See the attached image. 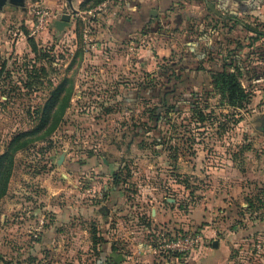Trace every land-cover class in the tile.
<instances>
[{
	"label": "rangeland",
	"instance_id": "374dc122",
	"mask_svg": "<svg viewBox=\"0 0 264 264\" xmlns=\"http://www.w3.org/2000/svg\"><path fill=\"white\" fill-rule=\"evenodd\" d=\"M57 3L58 9L45 0L0 8V154L15 134L38 126L60 84L71 88L50 136L13 158L0 198V264H100L98 234L119 228L131 236L143 226L147 240L152 209L164 213L170 234L200 233L205 250L223 243L226 264H264V82L244 74L249 101L232 108L206 83L204 89L196 70L252 33L227 21L232 28L144 29L136 43L98 45L88 21L55 28L61 13L73 15L66 0ZM37 5L52 17L31 35ZM255 18L242 19L262 30L264 17ZM175 72L184 81L173 86ZM165 94L172 107L156 130L144 132ZM116 201L117 220L103 225L98 210Z\"/></svg>",
	"mask_w": 264,
	"mask_h": 264
},
{
	"label": "crops",
	"instance_id": "0c3cea01",
	"mask_svg": "<svg viewBox=\"0 0 264 264\" xmlns=\"http://www.w3.org/2000/svg\"><path fill=\"white\" fill-rule=\"evenodd\" d=\"M45 1L52 8L60 7L57 0ZM82 1L71 0L74 11L70 10L73 15H70L69 25L65 28H73L74 24L80 21H88L90 27L87 28H96L91 37L98 45L105 42L110 45L136 43L144 29H148L152 34H156L157 28H178L183 32L187 30L186 28H215L217 30L220 26L232 28L230 24L227 25V17H235L244 23L246 20L242 19L243 17L254 19L264 17V0H105L95 8L81 10L79 6ZM105 2L106 5L103 6ZM93 9L96 11L91 16L88 12ZM64 13L70 14L66 11L61 13L60 17ZM233 28L242 27L236 25ZM250 38H246L247 42L245 41L243 45L244 48H253L256 52L258 57L251 62V65L256 68L254 70L256 82H264V39H258L250 47L248 45ZM160 48L159 46L158 49ZM245 62L248 60H244ZM120 204L121 201H116L110 207L103 206L101 210H98L102 215L103 225H107L108 221L117 220L112 215L120 211L118 208ZM151 215L149 221L152 232L147 240L143 238V226H137L134 235L132 234L134 231L130 232L131 236L123 235L119 228L118 231L113 229V232L108 235L98 234L99 240L102 239L103 242L98 253L100 264H107V260H112L114 264H226L228 262V252L225 251V245L221 242H218V245L214 244L212 250H205V247L201 246L190 254L191 260L172 254H152L149 247L155 242L156 234L163 229L168 231L169 224L163 212L152 209ZM137 231L142 235L140 236ZM123 246H128L131 253H121Z\"/></svg>",
	"mask_w": 264,
	"mask_h": 264
},
{
	"label": "trees",
	"instance_id": "16d2710c",
	"mask_svg": "<svg viewBox=\"0 0 264 264\" xmlns=\"http://www.w3.org/2000/svg\"><path fill=\"white\" fill-rule=\"evenodd\" d=\"M104 1L105 0H83L80 3L79 7L81 10L91 9L97 7L99 4H101ZM227 20L229 22L234 23V25H239L243 29H246L247 31L252 33L253 36H251L250 42L248 44L250 45V47H252L258 39H264V30H263L264 21L258 19L262 28V30H259L257 28L252 27L249 24L242 22L241 20L235 17H227ZM28 43L29 46L31 47L32 52L34 54L38 53L37 46L35 45L33 40L29 39ZM246 49L247 52L244 53H246V55L248 56L247 57L248 62L244 63L243 61L240 60L238 55L243 50ZM210 55L211 54H209L207 58L208 60ZM222 56H220L222 58L218 56L213 58V61L210 63V66L208 67L203 65V66H198L196 68L197 72L201 73L200 84L204 85V83H206V87L208 88L209 86L210 91H213L220 96V99L222 101L221 103L232 108H243L244 104L249 101V93L243 87L241 78L243 77L244 74L246 75L254 74V70H256V68L253 65H251V62L256 60L257 54L253 48L250 49L244 48L243 44L238 43L235 44V46L232 49L226 50ZM4 65L5 64H3V66ZM40 71L45 72L44 69H40ZM30 73H32V71ZM182 75L176 74L174 76L175 83H173V86L176 85L177 83L179 84L184 81L183 80L184 77H182ZM184 75L188 76V72H186ZM173 86L172 87L169 86V91L166 92L167 94H171L172 92L175 91ZM204 89L206 90L205 85H204ZM70 94H71V88H67V86L64 83L60 84L59 88L53 92L51 97L47 100L43 110L41 111L39 116L38 126L32 130L18 132L17 134H15L11 138L5 152L0 154V198L4 196V194L6 193V186L12 172L13 158L15 154L19 151L25 150L26 147L29 145V143L36 140L45 139L50 136V134L54 131V129L57 127L60 121L64 109L66 108L70 100ZM167 94H165L163 98H161L162 106H156L152 110L153 113L151 118L154 121L153 122L154 126L145 127L144 132L156 130L158 128V124L164 119L163 116L161 115L163 110L168 111V109L172 107V106H168V102L166 99ZM193 110L194 111L198 110V106L196 104ZM198 113L200 117L199 120L201 121L205 120L202 112H198ZM140 134L141 133H137L135 134V136H139ZM153 139L155 145H160L162 143L159 137L158 138L154 137ZM112 178L115 186H119V184L122 183L118 174L116 173L113 174ZM111 262L113 261L107 260V264H110Z\"/></svg>",
	"mask_w": 264,
	"mask_h": 264
},
{
	"label": "built area",
	"instance_id": "2783aa9c",
	"mask_svg": "<svg viewBox=\"0 0 264 264\" xmlns=\"http://www.w3.org/2000/svg\"><path fill=\"white\" fill-rule=\"evenodd\" d=\"M105 5L106 2L103 3V6ZM95 11L96 9L90 10L88 14L93 16ZM33 14L35 21L31 35H36L45 29L52 17V13L46 7L37 5L33 9ZM84 37L86 41H91L86 32L84 33ZM202 239V235L197 232H177L170 234V232L163 229L156 234V240L150 245L149 249L152 254H172L182 257L185 254H191L198 250L202 245Z\"/></svg>",
	"mask_w": 264,
	"mask_h": 264
},
{
	"label": "water",
	"instance_id": "95a60500",
	"mask_svg": "<svg viewBox=\"0 0 264 264\" xmlns=\"http://www.w3.org/2000/svg\"><path fill=\"white\" fill-rule=\"evenodd\" d=\"M68 7L70 10H73L72 4H71V0H66ZM11 3L13 5H22L23 4V0H0V8L5 4V3ZM156 13L154 12V15ZM69 21H70V14L64 13L61 17L60 20H57L55 22V28H57L58 30H62L63 28L67 27L69 25Z\"/></svg>",
	"mask_w": 264,
	"mask_h": 264
}]
</instances>
